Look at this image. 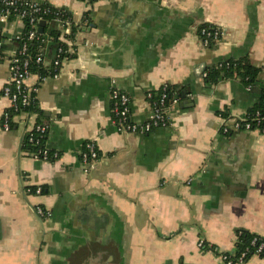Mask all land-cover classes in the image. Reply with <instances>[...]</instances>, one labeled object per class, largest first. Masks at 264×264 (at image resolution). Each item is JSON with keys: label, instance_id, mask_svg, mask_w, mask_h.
<instances>
[{"label": "crops", "instance_id": "crops-1", "mask_svg": "<svg viewBox=\"0 0 264 264\" xmlns=\"http://www.w3.org/2000/svg\"><path fill=\"white\" fill-rule=\"evenodd\" d=\"M33 1L75 23L88 13L90 24L79 27L57 78L27 80L38 85L37 113L15 116L8 130L0 123V264H224L198 242L233 253L242 232L264 237V136L220 132L223 117L245 115L264 90V0ZM203 25L221 33L209 47ZM0 29L12 53L23 24L11 18ZM43 52L51 61L55 44ZM242 59L258 69L254 91L236 78L204 81L206 68ZM8 67L0 60V115ZM163 87L173 91L166 128L117 130L114 88L144 123L147 94ZM37 116L55 161L23 150ZM89 140L100 160L86 170L79 156ZM34 187L43 193H27ZM36 205L52 217L39 220Z\"/></svg>", "mask_w": 264, "mask_h": 264}, {"label": "built area", "instance_id": "built-area-1", "mask_svg": "<svg viewBox=\"0 0 264 264\" xmlns=\"http://www.w3.org/2000/svg\"><path fill=\"white\" fill-rule=\"evenodd\" d=\"M87 5H90L89 0H83ZM49 9H42L40 4L22 0H0V22L4 23L8 19H19L24 27V21L28 22V32L26 40L21 39V34L18 33L13 41H21L20 47L9 53L5 49L6 41L0 36V60L8 61L9 78L2 89V96L8 101L9 108L0 115V123L3 129L8 130L15 116H30L33 113L29 111L22 112L24 107L29 106L36 101V93L38 85L29 86L27 80L35 76L39 83L45 82L47 79L57 78L62 66V63L73 57L74 51L70 49L66 56L63 54L61 47L57 49L54 56L53 66L54 74L51 77H40L31 73L29 65L31 58L27 57V41L38 40L41 36L38 32L39 23L43 21L42 15L49 13ZM65 15L58 10L54 12L53 23L59 25L65 24L63 33H69V22L64 23L62 18ZM198 35L201 38L204 47H209L215 44L221 37L218 29L206 26L198 30ZM44 45L52 42V39L45 36ZM44 48L40 49V53L35 55L34 62L37 65H45L49 63L44 57ZM206 73L203 74V78ZM250 91V87L246 88ZM157 97L154 94L148 93L147 99L151 102V114L144 123L134 122L130 116V99L129 97L117 88L111 91L110 100L112 106V120L117 130L122 133L148 135L154 130L163 129L168 126L167 109L170 101L166 87L158 91ZM156 95V94H155ZM14 113V117L10 115ZM21 112L20 115H17ZM220 132L223 135H228L234 132L257 133L264 136V106L248 111L245 115L239 117H223V124ZM47 135V126L44 124H35L30 130L25 132L27 142L34 148V153L31 157L40 162H52L59 159V154L56 151H51L45 145ZM79 158L85 166V169L91 168L100 160L99 151L95 141L89 140L80 153ZM85 170V171H86ZM27 193L40 196L42 194L41 187L28 188ZM35 216L41 220H49L52 213L49 209L36 205L33 208ZM198 247L202 251H210L215 257L224 264H243L251 257L264 256V237L254 235L253 238L238 250L237 246L233 253L220 252L212 245H206L202 241L198 242Z\"/></svg>", "mask_w": 264, "mask_h": 264}, {"label": "trees", "instance_id": "trees-1", "mask_svg": "<svg viewBox=\"0 0 264 264\" xmlns=\"http://www.w3.org/2000/svg\"><path fill=\"white\" fill-rule=\"evenodd\" d=\"M90 4H93L97 0H89ZM40 7L42 9H49V13L42 15L44 26L42 33H40V37L38 40H33V41H27V57L31 58L30 65H29V70L31 73L39 75L40 77L46 76V77H51L54 74V66H53V61L54 58L51 61H48L49 63H46L45 65H37L34 62V57L38 53H40L41 48H45L46 46L44 45V42H42V39L44 40L45 36H49L52 39V42L55 44V54L57 52V49L59 47L62 48L64 56L67 55L68 51L72 49L70 46V43L75 39L76 33L79 29V27L83 25H89L90 20H89V14L87 13L79 23L73 22L71 20L70 16H68L64 11H61L65 17L62 18L63 22H69V28L70 31L69 33L64 34L63 29H65V24H62L60 28H52V25L54 24L52 19L54 18V12H58V9L52 8L46 4H40ZM207 25H203L202 27H206ZM27 32H28V22L24 21V27L21 31V39L26 40L27 37ZM0 36L2 37L1 34V29H0ZM13 41L16 45V49L20 47L21 41ZM206 76L204 77V81L209 84H215L219 80H224V79H233L236 78L240 81V83L244 87H250V90L255 87L256 83V78L258 75V69L253 67L246 59L242 60H229L226 62H221L218 64H214L205 70ZM166 90L169 94V97L171 98L173 91L171 89H168L166 87ZM159 93V92H158ZM158 93L156 95L154 94V98L157 97ZM36 105H37V100L32 102L29 106L24 107L22 109V112L29 111L31 113H37L36 110ZM264 106V90L261 92L259 96V100L257 104L251 109H257L261 108ZM21 112L17 115H20ZM11 117L15 116L14 113L10 112ZM38 117V116H37ZM40 118L38 117L36 124H42L41 121L39 120ZM13 126V122L10 124V128ZM23 150L29 153V155H32L34 153V148L32 145H30L26 138H24V146ZM43 193V190H42ZM254 235H251L248 232H242L241 235L239 236V241L237 242L236 246L238 250L241 248V246L247 244Z\"/></svg>", "mask_w": 264, "mask_h": 264}, {"label": "water", "instance_id": "water-1", "mask_svg": "<svg viewBox=\"0 0 264 264\" xmlns=\"http://www.w3.org/2000/svg\"><path fill=\"white\" fill-rule=\"evenodd\" d=\"M28 1H30L32 3H36V4H41L39 1H33V0H28ZM43 26H44V22L42 21V22L39 23V28H38V32L39 33H42ZM251 91H254V89H251ZM256 92L259 93L260 91L259 90H256Z\"/></svg>", "mask_w": 264, "mask_h": 264}]
</instances>
